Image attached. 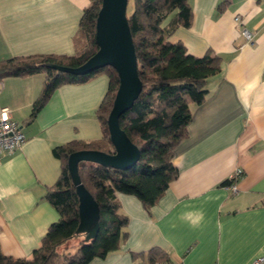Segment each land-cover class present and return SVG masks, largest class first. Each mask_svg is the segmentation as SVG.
I'll return each mask as SVG.
<instances>
[{"label":"crops","instance_id":"obj_1","mask_svg":"<svg viewBox=\"0 0 264 264\" xmlns=\"http://www.w3.org/2000/svg\"><path fill=\"white\" fill-rule=\"evenodd\" d=\"M188 27L167 39L187 52L207 49L220 69L207 78L208 94L190 103L186 137L173 150L179 174L147 210L131 194L117 193L128 216L126 237L106 257L86 264H147L132 252L159 247L165 263L251 264L264 255V0H187ZM89 0H0V60L32 54L75 52L79 20ZM238 15L240 22L234 17ZM252 40L241 36V29ZM43 73L0 82V109L22 126L23 144L0 154V248L30 258L58 218L43 198L60 173L52 148L71 140H97L96 117L108 86L102 73L81 84L57 87L28 121ZM235 192L225 179H233Z\"/></svg>","mask_w":264,"mask_h":264},{"label":"trees","instance_id":"obj_2","mask_svg":"<svg viewBox=\"0 0 264 264\" xmlns=\"http://www.w3.org/2000/svg\"><path fill=\"white\" fill-rule=\"evenodd\" d=\"M132 1L133 7L127 17L142 89L133 105L120 115L119 124L138 146L140 157L126 169L90 161L78 163L81 182L99 206V228L93 238L85 240L84 233L76 232L78 196L68 172L67 158L69 153L80 149L114 152L107 116L118 87V75L109 65L84 74H72L43 63L77 66L97 50L94 33L101 0H89L84 7L73 54H32L0 60V82L11 76L44 74L28 121L36 116L57 87L85 83L102 73L108 77L107 90L95 112L102 129L101 138L71 140L52 148L61 168L56 182L47 188L43 198L56 209L58 218L48 226L40 246L33 250L30 258H14L3 254L0 248V264H86L94 257L104 258L118 249L126 237L124 227L128 216L120 211L117 193L134 195L148 210L177 178L179 171L172 161L173 150L186 137V126L191 119L188 105L204 100L208 94L207 78L219 71L220 57L210 49L202 56L193 55L181 41L167 39L178 26L190 25L192 9L187 0ZM234 179H225L221 185L231 184ZM76 236H82L77 249L72 253L62 252L60 247ZM131 255L133 259L143 258L147 264L167 260L166 253L155 246Z\"/></svg>","mask_w":264,"mask_h":264},{"label":"water","instance_id":"obj_3","mask_svg":"<svg viewBox=\"0 0 264 264\" xmlns=\"http://www.w3.org/2000/svg\"><path fill=\"white\" fill-rule=\"evenodd\" d=\"M128 0H101L95 21L94 40L97 50L83 63L69 66L54 62L43 65L72 74H84L111 66L118 75V87L107 116L109 139L113 153L98 149H80L69 153L67 168L78 196L79 222L77 233L88 240L96 236L99 228V206L81 182L78 173L80 161H90L104 166L126 169L136 163L140 150L120 127L119 117L138 97L142 82L137 72V59L127 17Z\"/></svg>","mask_w":264,"mask_h":264},{"label":"built area","instance_id":"obj_4","mask_svg":"<svg viewBox=\"0 0 264 264\" xmlns=\"http://www.w3.org/2000/svg\"><path fill=\"white\" fill-rule=\"evenodd\" d=\"M236 22H240V17L236 15L234 17ZM241 36L247 41L252 40V33L247 28H242ZM25 141V134L22 131V126L12 119L8 114V109L2 107L0 109V154H11L18 149ZM241 169L234 171L233 178L241 174ZM233 192L236 190L235 182L228 184ZM156 264H183L182 262L165 263L156 262ZM251 264H264V255L255 257Z\"/></svg>","mask_w":264,"mask_h":264},{"label":"rangeland","instance_id":"obj_5","mask_svg":"<svg viewBox=\"0 0 264 264\" xmlns=\"http://www.w3.org/2000/svg\"><path fill=\"white\" fill-rule=\"evenodd\" d=\"M132 7H133V1L132 0H128L127 14H129L131 12ZM167 20H168V18L165 19V21H167ZM81 239H82V236H76V237H73V238L69 239L68 241L65 242L64 245H62L60 247V250L62 252H65V253L74 252L77 249V247L80 245Z\"/></svg>","mask_w":264,"mask_h":264}]
</instances>
